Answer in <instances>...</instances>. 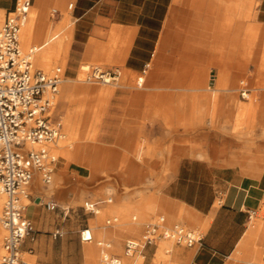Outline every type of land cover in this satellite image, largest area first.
Segmentation results:
<instances>
[{
    "label": "crops",
    "instance_id": "0c3cea01",
    "mask_svg": "<svg viewBox=\"0 0 264 264\" xmlns=\"http://www.w3.org/2000/svg\"><path fill=\"white\" fill-rule=\"evenodd\" d=\"M17 1L0 0V21L14 11ZM31 8L41 22L33 37L36 41L48 33L47 9L55 23L63 18V10L69 12L72 26H67L62 38L67 43L66 57L70 44L71 53L81 59L85 54L96 57L100 49L119 41L129 42L124 72L147 85L148 96L162 91L170 111L125 113L132 92L119 90L118 149H127L141 132L149 144L162 145L165 156L168 149L179 155L162 188V208L174 221L186 219L204 230L195 245H177L176 264H240L248 236L264 230V224L253 223L264 206V87L248 88L250 95L255 91L259 105L244 114L249 99L240 96L241 88L218 85L233 84L244 74L264 83V0H31ZM221 47L226 48L222 60L217 55L223 52ZM207 69L208 87L193 88ZM208 92L212 94L209 117L203 107ZM210 118L215 126L209 130L199 126L200 120L211 123ZM239 118L256 122L239 130ZM169 123H188L198 129L188 133L180 126L172 132L166 127ZM188 136L200 146L183 143ZM31 198L25 214L33 232L22 242V254L35 257V264L99 261L98 244L81 246L80 231L88 223L67 219L60 209H48L42 196ZM90 232L92 239L107 236L104 225ZM160 250L146 247L143 264H154ZM260 254L254 249L244 264H264Z\"/></svg>",
    "mask_w": 264,
    "mask_h": 264
},
{
    "label": "rangeland",
    "instance_id": "374dc122",
    "mask_svg": "<svg viewBox=\"0 0 264 264\" xmlns=\"http://www.w3.org/2000/svg\"><path fill=\"white\" fill-rule=\"evenodd\" d=\"M187 6H189V4ZM32 12L33 9L31 8L29 19L32 15ZM50 15L51 10L47 9L45 16L49 28L46 37H44L42 41H46L54 35H57L54 41H58L65 36L66 30L68 28L67 26H72L71 18L67 10H63V18L58 23H55L54 20H50ZM3 21V19L0 21V25L3 23ZM34 40L35 39L33 38V40L29 39L28 41H24V45H22V42H20L22 49L27 51L30 47H34ZM128 45L129 42L126 40L119 41L118 44L116 43L109 49H100L102 53H97L96 57H94V55L85 54L81 59H79L78 54L71 53L70 44L65 65L61 66V59L59 57L56 58L57 60L54 58L48 61V66L50 67L48 68L49 70L59 66L63 71H65L64 84L62 83L63 86H60L59 92L55 97V114L62 117V132L66 134L64 130V122L67 113H70L75 107L79 105H84L86 111L79 112L82 113L78 116L79 120L85 119L86 122H89L90 129L96 133L95 143L108 149V151L113 156V162L115 164L112 167L104 166L103 170H101L99 174H97L95 177H91L89 175V170L86 168L76 165L70 161H66V163L61 164L58 162L60 161V158L56 156L57 162L54 168L52 182L45 184L42 181L40 175L36 174V177L40 179L41 186L35 187L33 182V185H31L29 190L30 198H25L24 203L31 204V197L35 195L42 196L45 201H49L51 198H53L61 206L70 207V211L66 217L67 219L78 221L79 223L83 224L88 223V227L91 229V231H96L98 226L102 227L104 225L105 232L107 234L106 237H95V239H92L91 241H84L81 246L84 247L85 245L92 243L98 247V241H110L112 244L110 252L112 254L119 255L123 259L124 263L130 264L132 263L133 259L124 255V243L126 239L141 235L143 233L145 223L152 218L163 215V213L151 211L143 219H140L139 217L134 218V214H131L126 223H122V221L119 219L118 223L116 224L112 216L110 214H106V210L110 205L114 204H130L136 206L143 200H149L151 198L159 199L162 197V188L166 184L165 179L170 173L174 172L176 166H174L172 162L175 161L174 158L178 157L179 155L176 154V151L168 149L166 150L168 155L165 156L162 145L149 144L146 138H142L143 134L141 132L138 134V139L130 144L127 149H118L119 90L127 89L132 92V96L130 97V100L126 106L125 113H169L170 111L169 105H167L165 108L162 91H156L148 96V86L145 84H139L137 80H133L132 76L124 72V57L126 56ZM220 50H223V52L217 54L219 59H225L226 53H224V50H226V48L221 47ZM34 63L36 67L45 71H49L38 65L36 57H34ZM87 65L92 67L98 66L103 71H115L117 77L115 81L110 84L103 83L101 81L87 82V74L83 69V66ZM208 73L209 69L205 70L203 74L201 73L199 77L196 76L198 84L193 85V88L206 89L210 80ZM77 75H80V77L84 80V82H81V85L97 87L110 86L114 89L113 95L106 99L96 97L83 98L78 96L76 100H68L67 97L63 95L64 86L68 83V78H75ZM258 77L259 76L256 75V80ZM69 83L72 84L71 81ZM218 87L259 88L264 87V83L259 84L257 81L255 83L249 79L246 74H244L237 77L233 84L224 86L218 85ZM157 88L161 89V87ZM207 95L208 99L206 100V103H204L203 107L205 115L209 117L212 112L210 101L212 94L208 92ZM238 95L239 92H236L235 96L237 99ZM256 99V93L253 91L249 96L248 107L244 110V114L251 112L253 113L255 111L259 105V102ZM120 108L122 109L121 106ZM210 120H212V122H208L209 124H206V122L202 120H200L198 124H200L199 126L201 128H206L209 130L211 125L215 126L214 119L210 118ZM255 122V119L239 118L236 128H239V130H242V127H247V129H250V127H253ZM180 126H182L188 133H192L197 128H195V125L188 123H178L176 125L170 123L166 124V127L171 129L172 132H177V128ZM139 127L140 125H137V128ZM58 140L52 144V146L55 147L58 144ZM192 140L193 137L188 136L187 139H182V142L186 143L188 146H196L197 144H194V142L191 143ZM71 143L74 144V142ZM197 146H200V144ZM86 200L94 202L97 206V209L99 210V213L92 214L86 212L83 208L84 202ZM103 213L104 215L99 220L98 216L102 215ZM107 220H110L111 224L107 225ZM166 222L169 226L174 225L175 222L184 224L196 230L197 232H203L204 230V228H199L198 226L188 222L186 219L170 222L166 218ZM253 223H257L260 225V227H262L264 224V206L261 208L258 214L254 216ZM131 226L134 228H131ZM263 232L264 230H258L257 234L253 237L248 236L249 240L247 242L246 250L240 264H244L245 260L250 258L254 249L261 252L260 258L263 262L264 246H259V241L262 235L261 233ZM3 239L4 237H2L0 240V254L2 252ZM162 247L170 248L171 253L169 255H164L163 252H161L162 250H160L157 260L164 261L163 264H176V260L178 259L176 256V251L178 249L177 245L172 242L161 241L159 243V248L162 249ZM98 248L101 253V247L99 246ZM23 257L31 264H35V257L29 256L27 254H23ZM98 258L99 261L96 264H100L101 256H98ZM137 260L139 264L143 262L142 258ZM155 263L156 260H154V264Z\"/></svg>",
    "mask_w": 264,
    "mask_h": 264
},
{
    "label": "built area",
    "instance_id": "2783aa9c",
    "mask_svg": "<svg viewBox=\"0 0 264 264\" xmlns=\"http://www.w3.org/2000/svg\"><path fill=\"white\" fill-rule=\"evenodd\" d=\"M72 3L68 5V9ZM31 0H18L14 11L9 12L0 25V224L6 230L3 239L0 264H31L23 257L21 244L31 236L32 222L25 211L24 199L30 197L29 190L35 173H39L45 184L52 182L57 157L49 149L62 135V117L56 115L55 97L64 82L65 71L55 67L45 71L35 66L34 47L24 51L20 44V30L28 19ZM55 13L56 10L54 9ZM115 71H103L92 67L86 80L103 83L115 81ZM240 96L249 99L248 88H241ZM38 144V149L26 148ZM50 210L60 209L64 215L70 207L57 201L46 203ZM86 212L97 213L94 202L86 200ZM111 224L107 220V225ZM89 227L80 231L83 241H91L86 233ZM55 235H60L58 231ZM202 239L199 232L184 224L167 225L164 217L147 221L139 237H129L124 243V255L133 259L130 264H139L146 258L148 246H159L161 241L191 247ZM102 249L100 264H127L110 252L111 242L100 240ZM164 255L171 249L163 247ZM143 262L141 264H143ZM157 260L155 264H163ZM129 264V263H128Z\"/></svg>",
    "mask_w": 264,
    "mask_h": 264
},
{
    "label": "bare ground",
    "instance_id": "6f19581e",
    "mask_svg": "<svg viewBox=\"0 0 264 264\" xmlns=\"http://www.w3.org/2000/svg\"><path fill=\"white\" fill-rule=\"evenodd\" d=\"M40 27H41V22L39 16L36 15L33 11L30 19L29 18L27 19V21L24 23V25L20 30L19 39L20 42H22V45H24V41H28L29 39L33 40V37L35 36V34L37 33ZM56 37L57 35H54L46 41L34 40L33 42L34 51H36L34 53V57H36V61L38 65L42 66L46 70H49L48 68H50L48 66V61L54 58L56 59L59 57L61 59V64H62L61 66L65 65L67 43L62 39L58 41H54ZM95 67L99 68L98 66ZM83 69L87 74V72L92 69V66L89 65L83 66ZM67 81L68 83L64 86L63 95L67 97L68 100H76L78 96L83 98L96 97V98L106 99L111 97L113 93V88L110 86L97 87V86L81 85V82H84V80L80 77V75H77L75 78H68ZM70 81L72 82V84L69 83ZM93 81H97V80L91 79L88 80L87 82H93ZM108 82L109 83L107 84L112 83L110 81ZM82 111H86L84 105H79L75 107L74 110L71 112L69 110L70 113H67L66 118L64 117L65 118L64 130L66 134L62 132V135L58 140V144L55 147L52 146V144L49 145V149L55 155V157L57 156L60 158V161L58 162H60L61 164L66 163V161H70L76 165L86 168L87 170H89V175L91 177H95L97 174L101 172V170H103L104 166L112 167L114 166L115 163L113 162L114 161L113 156L108 151V149L104 146L95 143L96 133L90 129L89 122H86L85 119L79 120L78 116L82 114L79 112ZM71 142H74V144H72ZM26 148L38 149L39 145L28 144ZM36 174L39 173H35L32 183L34 182V186L38 187L41 186V183H40V179L36 177ZM32 183L31 185H33ZM151 211L161 212L163 213V215H159V217H164L165 221L167 218V220H169L170 222H174V220L169 216V214L166 211H164V209L162 208V202L160 198L159 199L151 198L149 200L146 199L139 202L138 205L136 206L130 204L110 205L109 208L106 210V214H110L112 218H116L117 219L116 224H117L119 219L122 221V223H126L131 214H134L133 215L134 218L139 217L140 219H143ZM97 213H99L98 209H97ZM104 213L102 215H99L98 217L103 216ZM131 228L134 227L131 226ZM86 234L87 235L90 234L92 238L90 229ZM4 235H6V230L0 224V240L2 239V237H5Z\"/></svg>",
    "mask_w": 264,
    "mask_h": 264
}]
</instances>
